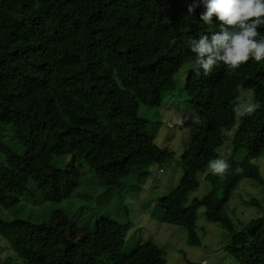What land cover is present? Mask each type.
<instances>
[{
	"label": "trees",
	"instance_id": "16d2710c",
	"mask_svg": "<svg viewBox=\"0 0 264 264\" xmlns=\"http://www.w3.org/2000/svg\"><path fill=\"white\" fill-rule=\"evenodd\" d=\"M192 3L0 0V211L14 214L0 216V241L10 250L6 258L0 255V264H50L26 225L46 227L58 211L75 221L68 210L52 205L76 197L83 185V164L107 189V200L119 192L122 201L120 191L142 187L151 166L162 170L172 162L182 175L171 192L156 199L161 220L183 226L189 244L200 246L203 210L207 221L225 229L224 247L239 264H264V198L245 199L246 207L257 209L247 220L233 217L228 209L243 179L254 180L264 191V175L255 162L264 157V60L250 58L235 70L220 62L209 75L202 69L197 75L190 42L220 31L222 25L215 15L213 24L200 20L202 4L189 13ZM258 33L257 39L264 38V26ZM152 68L167 83L179 85L184 76V91L199 117L179 160L175 151L157 144L150 120L140 114L143 104L135 89ZM173 88L167 84L161 91ZM241 99L260 107L240 116L235 108L243 105ZM9 127L14 144L3 140ZM40 128H46L44 138L34 137ZM52 137L65 145L64 155L53 153ZM65 156L69 163L63 166ZM217 158L229 164L222 175L208 168ZM121 208L123 214L115 208L106 220L123 228V247L131 220L128 205ZM91 209V217L97 216L94 223L78 224L91 231L67 236L76 264H128L120 244L115 249L99 232L100 208Z\"/></svg>",
	"mask_w": 264,
	"mask_h": 264
},
{
	"label": "rangeland",
	"instance_id": "374dc122",
	"mask_svg": "<svg viewBox=\"0 0 264 264\" xmlns=\"http://www.w3.org/2000/svg\"><path fill=\"white\" fill-rule=\"evenodd\" d=\"M179 80V85L178 83L177 85L167 83L160 73L152 68L140 77L135 89L143 104L140 114L150 120L149 128L155 131L157 144L175 151L176 160L181 159L187 144L199 126L197 111L191 105L187 92L184 91L186 87L184 76L182 75ZM167 84L174 88L161 91L162 87ZM242 102L243 105L249 104V100H242ZM45 131L46 128H40L35 132L34 137L44 138ZM3 140L14 144L16 138L12 128L4 130ZM51 144L54 145L51 146L54 154L64 155L65 145L63 143L56 142V138L52 137L49 145ZM1 159L0 155V161ZM255 162L259 164L264 175V157L255 160ZM68 163V156L62 158L63 166ZM76 166L74 164L71 168L73 175L78 177L79 172L74 168ZM79 169L82 172L83 185L77 192L90 197L77 194L74 199H70L69 203L52 205L53 207L60 206L59 210H68L70 216L74 217L77 223L70 220L65 212L58 211L50 217V225L46 227L26 225L32 239L40 243L46 251L48 263L76 264L73 250L67 247V236L75 238L80 234L82 229L78 224L94 223L97 216L91 217L93 213L91 207L100 208L98 209V215L101 216L99 232L110 244L115 246V249L120 250L117 244L122 241L123 228L116 222L106 219L108 216L114 215L115 208L121 210L120 213L123 214L121 206L124 203L130 209L129 220L131 223L123 239L125 243L123 247L120 244V247H122V253L127 255L124 260L128 264H239L232 253L224 247L228 241L225 238V229L218 223L207 221L203 210L200 211L199 221V226L204 227H200L202 237L200 246L189 244L186 228L164 223L161 220V210L157 206L159 200L156 199L171 192L179 183L182 170L176 162L165 165L162 170L157 165L151 166V174L144 178L141 183L142 187H128L126 190L120 191L123 196L122 201L117 198L119 192H114L112 198L107 200V189L99 184L95 173L88 165L83 164V167ZM134 182L138 183L137 180ZM262 188V185L252 179H243L235 191V197H237H234L235 199L233 198L229 203V213L233 217L239 216L243 220L255 216L257 209L254 206L246 207L244 201L245 199L250 200L251 196L264 198ZM36 206L39 205H32L33 209ZM44 208V205L37 208L35 214H39ZM28 210L29 206L25 211ZM0 216L13 218L14 214L13 211L5 210L0 211ZM125 218L123 215L120 217L123 220ZM86 229L91 231L90 227ZM90 231L82 232L89 233ZM9 254L10 250L7 244L0 241V255L6 258ZM184 254L187 258H184Z\"/></svg>",
	"mask_w": 264,
	"mask_h": 264
},
{
	"label": "clouds",
	"instance_id": "9594fccd",
	"mask_svg": "<svg viewBox=\"0 0 264 264\" xmlns=\"http://www.w3.org/2000/svg\"><path fill=\"white\" fill-rule=\"evenodd\" d=\"M200 4L205 8L200 20L210 25L215 15L222 27L210 36L205 34L191 40L189 47L196 54L193 70L197 75L201 69L205 76L209 75L220 62L235 70L250 58L257 62L264 60V38L257 39L258 28L264 26V0H193L188 12L192 13ZM259 107L258 102L249 103L236 107L235 111L245 116ZM228 167L220 158L208 164L213 174L222 175Z\"/></svg>",
	"mask_w": 264,
	"mask_h": 264
}]
</instances>
